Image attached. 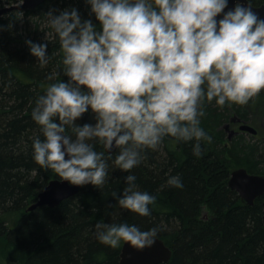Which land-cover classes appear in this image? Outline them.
Returning <instances> with one entry per match:
<instances>
[{
  "label": "clouds",
  "instance_id": "clouds-1",
  "mask_svg": "<svg viewBox=\"0 0 264 264\" xmlns=\"http://www.w3.org/2000/svg\"><path fill=\"white\" fill-rule=\"evenodd\" d=\"M86 2L99 28L76 8L45 14L67 79L49 83L35 100L31 117L41 135L32 156L60 180L98 189L108 183L111 160L127 173L122 193H111L116 204L150 216L157 196L141 190L131 170L166 137L192 142L199 156L213 139L201 127L205 102L246 105L264 90V18L251 0L234 8L229 0ZM25 43L41 68L49 64L47 43ZM89 111L95 123L78 124ZM166 184L184 187L179 174ZM159 230L104 219L94 225L95 238L113 249L150 248Z\"/></svg>",
  "mask_w": 264,
  "mask_h": 264
},
{
  "label": "trees",
  "instance_id": "trees-1",
  "mask_svg": "<svg viewBox=\"0 0 264 264\" xmlns=\"http://www.w3.org/2000/svg\"><path fill=\"white\" fill-rule=\"evenodd\" d=\"M20 1L0 0V7ZM251 4L258 7L264 0ZM72 8L99 28L86 0H46L33 10L0 17V242H4L0 264H119L123 244L113 249L95 238L94 225L100 219L135 223L142 230L159 226L157 238L173 251L167 264H264V197L249 206L228 185L240 168L264 175V138L256 141L240 134L230 141L225 130L234 117L249 123L261 115L264 123V90L246 105L205 102L201 127L213 139L202 143L199 156L193 155L192 142L171 137L145 151V159L131 172L141 190L157 196L150 216L116 204L111 193H122L127 173L111 160L108 183L101 189L83 185L76 196L55 208L28 212L49 182L60 179L32 156V141L41 135L31 117L35 100L49 83L67 79L58 38L45 14ZM29 39L48 44L51 59L44 68L30 54L25 43ZM51 73L57 75L49 81ZM77 123H95L94 115L89 111ZM177 174L183 188L166 184ZM20 213L11 226L10 218Z\"/></svg>",
  "mask_w": 264,
  "mask_h": 264
},
{
  "label": "water",
  "instance_id": "water-1",
  "mask_svg": "<svg viewBox=\"0 0 264 264\" xmlns=\"http://www.w3.org/2000/svg\"><path fill=\"white\" fill-rule=\"evenodd\" d=\"M46 0H24L23 4L13 5L0 9V16L7 14L14 10H33L41 5ZM237 2L247 4V0H229L228 8H234ZM261 18H264V4L261 6H253ZM228 9H225L227 11ZM222 15V14H221ZM219 19V17L217 18ZM235 117L231 119L230 123L225 125V130L228 131L231 123H234ZM240 132L248 133L250 135H257L258 130L247 123H243L239 127ZM235 132H231L228 136L231 141ZM116 151L113 148L112 152ZM229 188L239 194L240 199L245 204L252 206L255 201L264 196V175L251 174L247 169L240 168L231 174L229 181ZM82 186L71 185L67 181L54 179L49 182L46 188L39 194L37 201L28 208V212H32L40 207L55 208L63 201L76 196ZM263 223H264V202H263ZM173 257V251L166 243L157 238L155 244L150 248L137 250L127 244H123L121 249L119 264H167Z\"/></svg>",
  "mask_w": 264,
  "mask_h": 264
},
{
  "label": "rangeland",
  "instance_id": "rangeland-1",
  "mask_svg": "<svg viewBox=\"0 0 264 264\" xmlns=\"http://www.w3.org/2000/svg\"><path fill=\"white\" fill-rule=\"evenodd\" d=\"M20 4L21 3H23V1L21 0L20 2H19ZM5 7H7V6H5ZM5 7H0V9H2V8H5ZM252 120L249 122V124L251 125V126H253L256 130H258L259 132H258V136L257 137H254L255 138V140L257 141H259V140H263V138H264V123H263V117L261 116V115H257V117H255V118H251ZM238 129H239V126H236L235 127V130H237L238 131ZM226 133H227V135H229V132H227L226 131ZM241 135H244V136H246L247 138L249 137L248 136V134H241ZM249 139V138H248ZM253 140V139H252ZM246 169H247V167H246ZM22 216V214L20 213V214H17V215H14L12 218H10V220L9 221H12V223H11V226H13L18 220H19V218ZM0 245H3L4 246V242H3V240H1V242H0ZM1 256V255H0ZM6 264V263H5ZM11 264H13V263H11Z\"/></svg>",
  "mask_w": 264,
  "mask_h": 264
},
{
  "label": "flooded vegetation",
  "instance_id": "flooded-vegetation-1",
  "mask_svg": "<svg viewBox=\"0 0 264 264\" xmlns=\"http://www.w3.org/2000/svg\"><path fill=\"white\" fill-rule=\"evenodd\" d=\"M235 122L234 123H231V127H230V129L227 131V132H229V134L231 133V132H235V134H234V136L233 137H235V136H238V135H240V134H247V133H244V132H240L239 131V129H238V131L237 130H235V127L236 126H241L243 123H247L246 121H244V120H242V119H240V118H238V117H235ZM247 124H249V123H247ZM259 132V131H258ZM250 135V134H249ZM251 136H253V135H251ZM258 136V133H257V135H255V136H253V137H257ZM262 197H264V196H262Z\"/></svg>",
  "mask_w": 264,
  "mask_h": 264
},
{
  "label": "bare ground",
  "instance_id": "bare-ground-1",
  "mask_svg": "<svg viewBox=\"0 0 264 264\" xmlns=\"http://www.w3.org/2000/svg\"><path fill=\"white\" fill-rule=\"evenodd\" d=\"M24 1V0H23ZM24 3V2H23ZM23 3H21V4H23ZM16 5H19V4H16ZM7 7H10V6H7ZM14 11H16V10H14ZM20 11H24V10H20ZM12 12V11H11ZM1 17V16H0Z\"/></svg>",
  "mask_w": 264,
  "mask_h": 264
}]
</instances>
